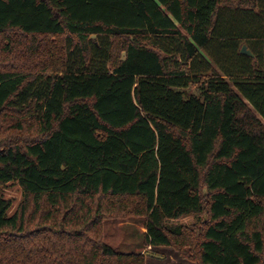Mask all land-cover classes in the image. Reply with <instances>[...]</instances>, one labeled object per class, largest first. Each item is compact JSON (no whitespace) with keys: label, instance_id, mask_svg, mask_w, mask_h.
<instances>
[{"label":"trees","instance_id":"16d2710c","mask_svg":"<svg viewBox=\"0 0 264 264\" xmlns=\"http://www.w3.org/2000/svg\"><path fill=\"white\" fill-rule=\"evenodd\" d=\"M13 181L0 264H147L105 241L116 217L195 264H264V0H0Z\"/></svg>","mask_w":264,"mask_h":264},{"label":"rangeland","instance_id":"374dc122","mask_svg":"<svg viewBox=\"0 0 264 264\" xmlns=\"http://www.w3.org/2000/svg\"><path fill=\"white\" fill-rule=\"evenodd\" d=\"M243 48V47H242ZM194 90V89H193ZM1 194L6 200L11 202L9 215L13 216L18 213L26 203V195L18 181L10 182L3 185ZM125 218V219H120ZM201 218L197 215H187L178 220L169 221L171 226H182L192 228ZM37 218L32 219L30 229H36ZM102 231L105 241L110 244L117 252L120 253H143L146 256L147 264H195L186 260L173 247L148 248L144 244L145 224L138 218L116 217L115 219H104L102 222ZM40 234H48L49 228L43 227ZM33 233V234H32ZM36 232H29L35 237ZM13 237L0 236V257L5 254L2 245L9 243ZM2 243V244H1Z\"/></svg>","mask_w":264,"mask_h":264},{"label":"water","instance_id":"95a60500","mask_svg":"<svg viewBox=\"0 0 264 264\" xmlns=\"http://www.w3.org/2000/svg\"><path fill=\"white\" fill-rule=\"evenodd\" d=\"M240 53L244 56L254 57V54L248 49V47L246 45L243 46Z\"/></svg>","mask_w":264,"mask_h":264}]
</instances>
